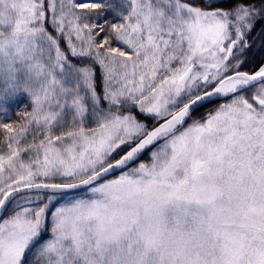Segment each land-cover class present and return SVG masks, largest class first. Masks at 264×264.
I'll use <instances>...</instances> for the list:
<instances>
[{"label":"snow or ice","instance_id":"snow-or-ice-1","mask_svg":"<svg viewBox=\"0 0 264 264\" xmlns=\"http://www.w3.org/2000/svg\"><path fill=\"white\" fill-rule=\"evenodd\" d=\"M0 264H264V0H0Z\"/></svg>","mask_w":264,"mask_h":264}]
</instances>
